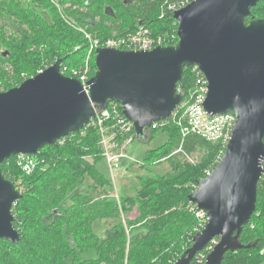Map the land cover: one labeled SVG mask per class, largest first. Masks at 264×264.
I'll use <instances>...</instances> for the list:
<instances>
[{
  "label": "trees",
  "instance_id": "trees-1",
  "mask_svg": "<svg viewBox=\"0 0 264 264\" xmlns=\"http://www.w3.org/2000/svg\"><path fill=\"white\" fill-rule=\"evenodd\" d=\"M184 1L0 0L2 91L36 75L58 58H62L61 66L83 64L89 41L79 28L102 41L144 26L153 34L174 35L173 45L178 41L173 12ZM261 5L264 1L251 8L247 20L264 17L258 13ZM95 57L93 51L89 57L91 77L97 70ZM194 80L186 66L177 84L186 93ZM169 117L163 126L146 129V134L162 129L168 135L164 146L153 149L160 151L155 160L174 150H182L175 155L191 153L201 146L205 151L195 164L177 161L171 174L147 176L136 198L118 202L110 193L100 196L93 190L87 194L80 190V179L86 175L96 177L99 185L107 184L93 165L103 155L97 128L91 122L62 137L63 143L41 148L33 155L38 163L30 173L19 166L16 155L3 161L2 174L21 193L11 209L12 225L20 238L16 244L0 238V264H175L198 232L196 205L189 201V195L206 171L217 165L220 158L216 162V156L222 157L226 146L198 136L182 137L177 122ZM144 158L151 160V152ZM128 204L137 205L139 225L126 218L132 207ZM263 208L264 174L257 183L256 209L237 238L240 247L227 250L220 264L264 262V224L261 227L258 222ZM107 219L111 226L100 236L93 224ZM217 241V237L212 239L189 264H205Z\"/></svg>",
  "mask_w": 264,
  "mask_h": 264
},
{
  "label": "water",
  "instance_id": "water-1",
  "mask_svg": "<svg viewBox=\"0 0 264 264\" xmlns=\"http://www.w3.org/2000/svg\"><path fill=\"white\" fill-rule=\"evenodd\" d=\"M259 1L264 0H192L173 12L176 44L97 48L89 93L61 73V58L0 91V164L11 155H35L81 130L109 100L120 103L136 135L145 137L148 126L179 104L177 82L184 67L196 65L207 80L206 113H230L235 123L220 161L189 195L208 219L175 264H189L216 237L205 264H220L227 250L240 247L237 238L256 209L263 175L264 17L247 20ZM20 196L0 169V238L12 244L20 238L11 211Z\"/></svg>",
  "mask_w": 264,
  "mask_h": 264
},
{
  "label": "built area",
  "instance_id": "built-area-1",
  "mask_svg": "<svg viewBox=\"0 0 264 264\" xmlns=\"http://www.w3.org/2000/svg\"><path fill=\"white\" fill-rule=\"evenodd\" d=\"M191 1L192 0H185L179 8ZM163 36L166 35L153 34L150 29L141 26L134 31L116 35L102 41L91 39L90 49L88 50L85 62L78 68L72 67L68 69L65 65L61 66L60 71L66 76L79 80L82 83L84 91L89 93L87 82L91 78V67L87 62V58L89 59L93 51L97 48L152 50L160 45L172 44L170 43L171 41H166ZM173 36L174 35H172V38ZM187 67H189V72L195 76L194 83L186 93L183 92L182 86L177 84L176 91L180 93L182 97L169 118L177 122L176 124L180 127L182 137L188 135L198 136L207 141L219 142L226 146L235 123V116L230 113L213 116L206 113L203 108V101L207 93V80L196 65ZM90 122L97 128L103 157L108 160L109 165L112 164L113 169L119 167L118 164L120 159L125 156L124 151L126 146L136 138V133L134 134L133 132V123L122 113V106L120 103L114 100H109L105 108L96 109V115L89 123ZM166 122L167 119L153 122L147 127V130L149 127L155 129L159 126H163ZM63 141L61 137L56 144H61ZM16 159L19 166L26 173L32 172L38 163L37 158H34L33 155L17 154ZM211 171L212 170L206 171V176L209 175ZM195 215L199 218V226L196 230L200 231L206 224L208 217L206 213L199 210L197 207L195 208Z\"/></svg>",
  "mask_w": 264,
  "mask_h": 264
},
{
  "label": "rangeland",
  "instance_id": "rangeland-1",
  "mask_svg": "<svg viewBox=\"0 0 264 264\" xmlns=\"http://www.w3.org/2000/svg\"><path fill=\"white\" fill-rule=\"evenodd\" d=\"M258 13L264 14V5H261L258 8ZM91 37L90 34H87L89 46H90V40L92 39ZM163 37L166 41H171L170 43H173L175 39L174 37L172 38V35L170 34L168 36H163ZM89 46H88V50L90 49ZM1 50H3V46L0 44V51ZM85 60L86 58L84 59V62ZM87 62L89 63V65H91L90 59L87 58ZM65 66H67L68 69L72 68L69 65H65ZM2 90H4V87L0 83V91ZM167 138H168L167 133L162 129L156 130V132L151 135L145 133V137L143 138L136 136L134 141L126 146V149L124 151L125 156L120 159L118 164L119 167H116L114 169L112 167V164L109 165L108 160L104 157L95 162H93V159L89 157L88 161L90 163L93 162V165L100 171V174L107 179V184L105 182L103 183L101 182L102 184L99 185L100 183L97 181L96 177H94L93 179L92 177L86 175L80 179L81 180V183L79 185L80 190L86 191V194L87 192H90V190H93L96 195H100V196H104L110 193L118 202H120L121 199L123 198H132V197L136 198L138 197L137 191L139 189V186L147 176L169 175L172 173L173 170H175L174 165L176 164L177 161H180L179 162L180 164H182L183 162H189L191 164H195L199 161L200 156L205 151L204 147L201 146L200 148H196V150L191 153L188 154L180 153L175 155L177 152H181L182 150L180 151L174 150L168 156L155 160V157L160 151L155 150L153 152V149L157 148L161 144L163 145V143L166 142ZM149 151L151 152V158H150L151 160L146 161L144 160L145 159L144 156L145 155L148 156ZM170 155H172L171 158H168L170 157ZM219 158L221 159L220 154L216 156L215 161L217 162ZM171 159L174 163L171 161ZM108 185L109 187H107ZM127 206L130 207L132 205L128 204ZM127 217L135 221H138L139 211L137 209L136 204L130 207L128 214L126 213V218ZM123 218H124L123 220H125V216H123ZM258 222L261 224V227H263L262 225L264 224V208L262 209ZM111 223L112 222L108 219L99 220L94 222L93 227L94 230L100 236H103L106 230L111 226ZM140 223L141 221H138V225Z\"/></svg>",
  "mask_w": 264,
  "mask_h": 264
},
{
  "label": "flooded vegetation",
  "instance_id": "flooded-vegetation-1",
  "mask_svg": "<svg viewBox=\"0 0 264 264\" xmlns=\"http://www.w3.org/2000/svg\"><path fill=\"white\" fill-rule=\"evenodd\" d=\"M79 30L82 31V32L84 33V35L86 36V38H87V34H88V33H87L85 30L81 29V28H79ZM61 59H62V58H61ZM56 60H57V59H56ZM54 62H55V61H54ZM61 64H62V63H61ZM50 65H51V64H50ZM47 67H48V66H47ZM45 68H46V67H45ZM45 68H44V69H45ZM42 70H43V69H39V70H38V73L41 72Z\"/></svg>",
  "mask_w": 264,
  "mask_h": 264
},
{
  "label": "crops",
  "instance_id": "crops-1",
  "mask_svg": "<svg viewBox=\"0 0 264 264\" xmlns=\"http://www.w3.org/2000/svg\"><path fill=\"white\" fill-rule=\"evenodd\" d=\"M264 264V263H263Z\"/></svg>",
  "mask_w": 264,
  "mask_h": 264
}]
</instances>
